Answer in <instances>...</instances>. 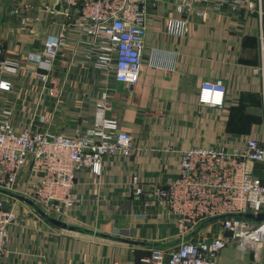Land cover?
I'll return each instance as SVG.
<instances>
[{
    "label": "crops",
    "instance_id": "1",
    "mask_svg": "<svg viewBox=\"0 0 264 264\" xmlns=\"http://www.w3.org/2000/svg\"><path fill=\"white\" fill-rule=\"evenodd\" d=\"M250 1L256 9L239 16L227 6L221 13L210 10L205 22L188 16L187 33L179 35L169 30L181 18L173 0H161L146 21L139 80L128 86L110 72L82 65L83 47L75 50L78 37L70 30L57 57L37 65L34 58L45 37L66 23L63 9L56 0H0L1 59L19 66L15 75L0 71V81L10 83L8 92L0 91V109L13 110L16 129L74 136L91 126L94 102L105 90L109 116L134 142L128 157L105 158L100 176L77 174L79 204L61 220L72 229L57 227L31 205L15 202L18 222L8 229L0 264H144L152 248H175L168 212L146 195L134 196L131 180L137 177L144 189L166 186L178 175V151L240 148L247 138L262 140L260 80L251 68L259 58L260 23L264 34V0ZM38 73L47 80H39ZM218 80L226 87L222 108L199 105L200 84ZM252 170L264 181V165L256 163ZM219 233L212 226L210 237ZM218 264L260 263L228 245Z\"/></svg>",
    "mask_w": 264,
    "mask_h": 264
},
{
    "label": "built area",
    "instance_id": "2",
    "mask_svg": "<svg viewBox=\"0 0 264 264\" xmlns=\"http://www.w3.org/2000/svg\"><path fill=\"white\" fill-rule=\"evenodd\" d=\"M161 0H56L66 23L48 34L35 61L50 64L67 44L68 30L83 47L81 64L110 72L115 81L134 86L141 71L146 21L150 10ZM180 19L172 21L170 32L187 33L186 17L205 22L210 10L239 16L242 10L256 9L250 0H173ZM50 13L53 10H48ZM261 19L262 12L258 10ZM16 14V10L11 12ZM70 19L73 21L71 22ZM25 24V20H21ZM259 58L251 73L260 80L262 140L247 138L242 147L226 145L192 147L178 151L179 172L166 186L148 189L133 177L132 194L165 209L174 223L177 243L165 251L152 248L144 264H218L219 254L234 245L255 262L264 264V220L247 218L264 214V184L253 174L252 165H264V34L259 31ZM73 51V54L75 53ZM0 71L15 75L17 63L1 59ZM37 78L47 80L45 74ZM10 83L0 81V91L8 92ZM226 87L222 81H203L198 89V104L222 108ZM111 104L107 91L98 93L94 116L88 128L74 136L55 134L48 129H16L18 123L10 108L0 109V258L7 251L8 229L17 224L19 198L31 202L38 213L58 221L69 216L79 204L75 192L76 176L88 171L100 176L104 159L115 155L128 157L134 150L133 138L120 131L119 121L109 116ZM147 202L145 206H149ZM204 224V225H203ZM220 233L210 237L212 226Z\"/></svg>",
    "mask_w": 264,
    "mask_h": 264
},
{
    "label": "water",
    "instance_id": "3",
    "mask_svg": "<svg viewBox=\"0 0 264 264\" xmlns=\"http://www.w3.org/2000/svg\"><path fill=\"white\" fill-rule=\"evenodd\" d=\"M58 8H59V6H57V9H58ZM19 199H20L21 201H23V202H25V203L31 205V202H30V201H28V200H26V199H23V198H19ZM40 215H41L42 217L46 218L51 224H53V225H55V226H57V227H60V228H62V229H72V228H68V226H67L65 223L61 222V221H58V220H56V219H52V218H48V217H46L43 213H40ZM247 218L252 219V220H254V221H256V222H260V221H263V220H264V214H259V215H257L256 217H254V216H252V215H248Z\"/></svg>",
    "mask_w": 264,
    "mask_h": 264
},
{
    "label": "rangeland",
    "instance_id": "4",
    "mask_svg": "<svg viewBox=\"0 0 264 264\" xmlns=\"http://www.w3.org/2000/svg\"><path fill=\"white\" fill-rule=\"evenodd\" d=\"M254 166V164H253ZM252 166V167H253ZM254 170V169H253ZM11 194H7V196H1L0 198L6 203V204H9L10 202H12V200L10 199V196Z\"/></svg>",
    "mask_w": 264,
    "mask_h": 264
},
{
    "label": "trees",
    "instance_id": "5",
    "mask_svg": "<svg viewBox=\"0 0 264 264\" xmlns=\"http://www.w3.org/2000/svg\"><path fill=\"white\" fill-rule=\"evenodd\" d=\"M260 164V163H259ZM261 165H263V164H261ZM261 180V182H262V184H264V181L262 180V179H260Z\"/></svg>",
    "mask_w": 264,
    "mask_h": 264
}]
</instances>
